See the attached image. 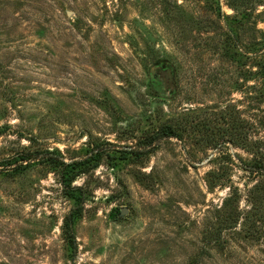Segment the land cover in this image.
Instances as JSON below:
<instances>
[{"label":"rangeland","instance_id":"rangeland-1","mask_svg":"<svg viewBox=\"0 0 264 264\" xmlns=\"http://www.w3.org/2000/svg\"><path fill=\"white\" fill-rule=\"evenodd\" d=\"M207 10L205 0H0V160L28 137L71 161L96 144L134 147L166 120L186 125L141 160L76 177L87 198L73 259L60 229L72 201L57 171L0 166V264H264V209L248 198L258 178L240 167L252 154L209 144L236 117L264 153V48L246 52L251 32L239 30V61L223 57L229 22ZM210 171L221 177L211 189ZM231 192L237 220L220 245L207 243Z\"/></svg>","mask_w":264,"mask_h":264},{"label":"trees","instance_id":"trees-1","mask_svg":"<svg viewBox=\"0 0 264 264\" xmlns=\"http://www.w3.org/2000/svg\"><path fill=\"white\" fill-rule=\"evenodd\" d=\"M226 1L227 4L238 13V16L229 17L224 14L218 0H205L207 11L215 15L212 21L224 19L229 22L228 25L226 23L224 32L225 38L222 40L221 46H223V57L236 63L239 59L235 57L234 48L237 47V40L240 39L239 30H243L246 34L251 32V35L248 37V44L245 45L246 52H251L248 50L251 48H258L257 46H260L258 49L264 48V31L256 27V19L253 18L255 16L256 6H262V10L259 11L256 16L261 18V21L264 23V0ZM236 7L240 8L237 9ZM248 23L249 26L246 27ZM257 34L260 35L259 38ZM230 46H232V48ZM246 55L247 58H252V55L249 53ZM258 62L259 61H256V64H258ZM261 68L263 69V72H261L264 75V66L261 65ZM258 95L259 101H264V89L260 90ZM242 122L243 126L246 127V130L243 131L240 130ZM242 122L236 117H233L228 128L222 129L217 136L209 137V144L212 148L217 149L219 153H223L224 149H226V143H230L232 146H240L252 154V157L248 160L240 159V167L253 177L258 178V181L248 191V198L252 205L251 208L257 211V209H264V153L254 151L253 143L249 140V123L244 125V121ZM198 124L199 123L196 122L195 126H198ZM184 130H186V125L183 124V122L177 119L172 121L166 120L153 126V128L147 132L146 136L134 147H117L113 145L103 147L102 144H96L84 158L71 161H65L59 149L40 147L35 137H28L29 146L21 151H17L12 157L0 160V166L2 170L5 169L7 174L12 175H20L28 168L36 165L47 166L57 171L62 190L72 201V207L63 217L60 229L63 240L70 250V258L73 259L74 249L76 247L75 225L82 216L85 200L87 198V193L81 185H73L76 177L94 170L102 161L113 168L122 161L129 163L136 162L139 159L141 160L145 156L156 151L158 147L157 144L160 140L164 138L181 139ZM2 132L3 129L0 128V134ZM35 145L38 146L35 147ZM224 155L226 156V154ZM103 156H105L106 159H103ZM227 156L229 160H232L230 153H227ZM219 178L221 177L218 176L215 171L208 172V188H214L216 184H218L216 183V179L219 181ZM221 185H223V183ZM236 195V192H231L228 197L225 198L222 211L225 210V208L232 207V202L234 200L237 201ZM236 210L237 207H232L227 213L221 210L218 211L219 213L222 212V214H220L221 216L217 218V221L208 232L210 235L205 238L207 243L213 240L214 245L218 246L221 244L220 231L235 223L239 215ZM205 234H207V231Z\"/></svg>","mask_w":264,"mask_h":264},{"label":"water","instance_id":"water-1","mask_svg":"<svg viewBox=\"0 0 264 264\" xmlns=\"http://www.w3.org/2000/svg\"><path fill=\"white\" fill-rule=\"evenodd\" d=\"M67 13L69 14V12L67 11ZM126 213V209L122 210V214Z\"/></svg>","mask_w":264,"mask_h":264}]
</instances>
